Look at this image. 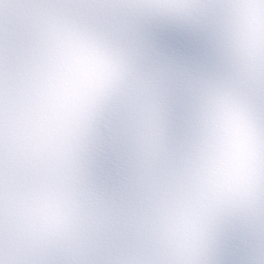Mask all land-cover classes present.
<instances>
[{
    "label": "snow or ice",
    "instance_id": "6c2138e0",
    "mask_svg": "<svg viewBox=\"0 0 264 264\" xmlns=\"http://www.w3.org/2000/svg\"><path fill=\"white\" fill-rule=\"evenodd\" d=\"M0 264H264V0H0Z\"/></svg>",
    "mask_w": 264,
    "mask_h": 264
}]
</instances>
